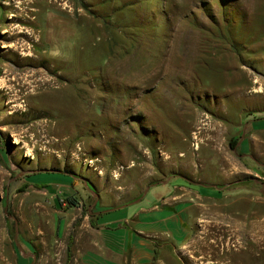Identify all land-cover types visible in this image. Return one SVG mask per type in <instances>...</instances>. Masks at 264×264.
I'll return each instance as SVG.
<instances>
[{
	"label": "rangeland",
	"instance_id": "rangeland-1",
	"mask_svg": "<svg viewBox=\"0 0 264 264\" xmlns=\"http://www.w3.org/2000/svg\"><path fill=\"white\" fill-rule=\"evenodd\" d=\"M5 65L0 264H264V0H0Z\"/></svg>",
	"mask_w": 264,
	"mask_h": 264
},
{
	"label": "bare ground",
	"instance_id": "bare-ground-1",
	"mask_svg": "<svg viewBox=\"0 0 264 264\" xmlns=\"http://www.w3.org/2000/svg\"><path fill=\"white\" fill-rule=\"evenodd\" d=\"M27 72L28 71L25 70H18L16 72L13 68L9 67L8 65L4 66V70L0 79V90H7L9 92V94L3 93L2 95V97L9 96L7 104L14 103L18 99L19 95L22 93H25L24 97H28L33 93L37 94V91L39 90H42V92L44 93H47L48 90H52L51 88H53L54 80L49 79L47 76L43 75L38 70H33L30 76L24 74ZM8 83H10L9 87L6 86ZM15 89H19V91L14 92ZM11 93H13L12 96Z\"/></svg>",
	"mask_w": 264,
	"mask_h": 264
},
{
	"label": "trees",
	"instance_id": "trees-1",
	"mask_svg": "<svg viewBox=\"0 0 264 264\" xmlns=\"http://www.w3.org/2000/svg\"><path fill=\"white\" fill-rule=\"evenodd\" d=\"M260 119H262V118H260ZM260 119H258V120H260ZM256 120V119H255ZM236 140L235 139H232L231 141H230V143H229V147L231 148V149H233L234 148V146H235V144H236V142H235ZM34 186H38V185H34ZM46 187V185H42V186H40V187ZM69 204H71V206H76L77 205V202H75V201H69Z\"/></svg>",
	"mask_w": 264,
	"mask_h": 264
},
{
	"label": "water",
	"instance_id": "water-1",
	"mask_svg": "<svg viewBox=\"0 0 264 264\" xmlns=\"http://www.w3.org/2000/svg\"><path fill=\"white\" fill-rule=\"evenodd\" d=\"M147 189H148V188H147ZM91 191H92V190H91ZM145 193H146V191H145ZM145 193H144V194H145ZM144 194H143V195H144ZM141 198H142V197H141ZM138 201H140V199H138V200H136V201H134V202H132V203H137ZM123 207H124V206H122V207H120V208H123Z\"/></svg>",
	"mask_w": 264,
	"mask_h": 264
}]
</instances>
